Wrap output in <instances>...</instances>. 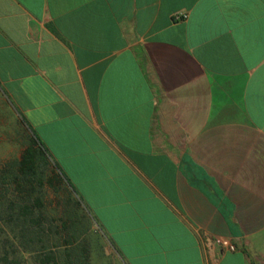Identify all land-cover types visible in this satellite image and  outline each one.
Instances as JSON below:
<instances>
[{"label": "crops", "instance_id": "crops-1", "mask_svg": "<svg viewBox=\"0 0 264 264\" xmlns=\"http://www.w3.org/2000/svg\"><path fill=\"white\" fill-rule=\"evenodd\" d=\"M8 108L0 172L48 162L0 203L31 206L48 251L264 264V0H0V124Z\"/></svg>", "mask_w": 264, "mask_h": 264}, {"label": "trees", "instance_id": "trees-1", "mask_svg": "<svg viewBox=\"0 0 264 264\" xmlns=\"http://www.w3.org/2000/svg\"><path fill=\"white\" fill-rule=\"evenodd\" d=\"M25 145L27 150H42V145L33 138ZM47 162L45 154L40 151L37 156L30 152L25 155L19 170L14 161L7 165L0 172V201L3 197L7 198L10 192L15 197L16 191L31 196L32 186H41L47 172ZM8 202L0 203V264H21L25 253L32 256L33 251L37 255L34 259L39 264H87L81 247L60 253L48 251L46 238L31 236L30 229H26L31 223V206L17 205L15 198Z\"/></svg>", "mask_w": 264, "mask_h": 264}, {"label": "rangeland", "instance_id": "rangeland-1", "mask_svg": "<svg viewBox=\"0 0 264 264\" xmlns=\"http://www.w3.org/2000/svg\"><path fill=\"white\" fill-rule=\"evenodd\" d=\"M3 112V109H2ZM18 115L14 110L8 108V112L6 117L2 118V123L0 124V140L2 142V147L4 149H16L19 148V134H20V127L18 124ZM37 255L33 251L32 256L25 253L23 257V261L21 264H38L37 261L34 259Z\"/></svg>", "mask_w": 264, "mask_h": 264}, {"label": "built area", "instance_id": "built-area-1", "mask_svg": "<svg viewBox=\"0 0 264 264\" xmlns=\"http://www.w3.org/2000/svg\"><path fill=\"white\" fill-rule=\"evenodd\" d=\"M187 18H188V15L185 13H179L175 15V20L177 21L186 20ZM231 249H233V247Z\"/></svg>", "mask_w": 264, "mask_h": 264}]
</instances>
